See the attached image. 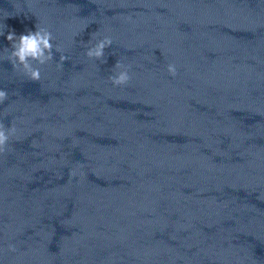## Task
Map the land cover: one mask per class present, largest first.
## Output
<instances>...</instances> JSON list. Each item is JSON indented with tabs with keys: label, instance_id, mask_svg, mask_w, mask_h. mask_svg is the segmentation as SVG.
<instances>
[{
	"label": "clouds",
	"instance_id": "obj_1",
	"mask_svg": "<svg viewBox=\"0 0 264 264\" xmlns=\"http://www.w3.org/2000/svg\"><path fill=\"white\" fill-rule=\"evenodd\" d=\"M7 17V16H6ZM6 27V25H5ZM5 32H0V36H3ZM97 33H93V37ZM6 39L10 42L11 52L8 53V47H5L7 53L6 59L12 65V68L17 71H22L29 80L33 82L40 81L41 71L39 67H34L33 62L39 65H44L53 60V43L54 39L52 32L42 24L37 23L35 25V31L29 30L26 34L17 35L15 31H8ZM113 43L111 36H104L98 40L94 46L87 49L85 55L88 58L104 59L105 63V49L110 48ZM56 52H63L60 45L55 46ZM68 59L67 56L61 54L58 68L63 67V63ZM118 71L116 74L108 77L114 87L127 85L131 80L129 75V66H125L119 60L113 66ZM167 71L171 76H176L177 67L174 63L167 65ZM8 99V93L6 90H0V104H3ZM16 127L11 125L6 127L5 124L0 121V154H3L8 147L10 138L15 135ZM10 251H16L14 245L8 246Z\"/></svg>",
	"mask_w": 264,
	"mask_h": 264
}]
</instances>
